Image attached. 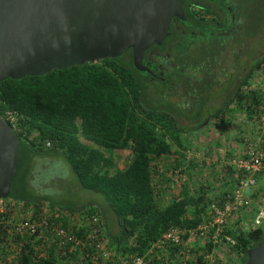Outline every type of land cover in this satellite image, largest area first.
Listing matches in <instances>:
<instances>
[{
  "label": "trees",
  "instance_id": "trees-1",
  "mask_svg": "<svg viewBox=\"0 0 264 264\" xmlns=\"http://www.w3.org/2000/svg\"><path fill=\"white\" fill-rule=\"evenodd\" d=\"M190 1L184 0L182 5L186 22H210L198 18L191 7L193 4L187 5ZM176 21L170 25L162 45H154L145 52L143 65L148 71L141 72L134 67L129 49L116 58L53 70L41 76L8 78L0 83V116L4 117L7 111L15 112L21 126L15 132L19 138L18 168L5 202L43 209L50 217L51 226L65 228L79 239L87 235L84 223L96 217L98 227L109 239L107 248L110 246L116 258L121 259L131 256L148 259L152 245L168 231L197 228L209 220L211 205L222 206L221 196L228 186L235 185L237 177L246 179L250 175L237 172L231 164L233 159L242 158L244 150L231 151L226 155L229 181L222 183L219 195L216 189L203 185L190 192L187 183H180L184 178L182 158L191 148L190 133L205 128L207 122L222 126L230 120L227 114L233 109L211 107L210 94L206 97L202 94L198 100L192 98L195 105L199 104L190 112L185 111L186 104L168 99L169 94L179 97V90L185 87L192 94L199 89L204 91L207 85L200 84L202 77H207L208 68L218 54L223 57L224 45L213 44L219 25L216 29L212 25H178L180 21ZM254 63L256 67L249 62L247 76L238 84L231 102L240 96V89L247 81L246 102L241 108L249 121L262 126L264 95L262 90L251 88V82L257 86L262 82L264 55ZM210 79L219 83L218 77L205 78ZM224 80L227 83L230 80L231 86L234 78ZM36 158L61 159L81 188L104 199L119 232L111 231L104 208L99 204L58 207L51 196L33 190L29 179ZM123 161L125 164L120 165ZM163 163L171 165L167 171L169 176L160 173L158 166ZM155 176L161 179L156 182ZM261 178L257 176L259 184L251 189L254 211L264 209V182L260 183L264 179ZM77 215L79 218L75 219ZM239 224L227 229L226 234L234 240V245L228 247V256L235 258L237 264H245L247 251L262 242L264 236L258 229L250 228L246 232ZM2 231L0 262L7 261L9 248L14 245L18 249L16 259L7 264H61L80 252L78 263L84 260L89 263L85 250H73L67 257L58 258L51 231L12 240ZM182 239L187 240V236L184 234ZM211 248H206L204 255L199 252L195 264H206L204 257ZM184 257L185 254H179L182 262ZM224 262L216 259L214 264ZM160 263L164 261L159 262L156 257L149 262Z\"/></svg>",
  "mask_w": 264,
  "mask_h": 264
},
{
  "label": "water",
  "instance_id": "water-1",
  "mask_svg": "<svg viewBox=\"0 0 264 264\" xmlns=\"http://www.w3.org/2000/svg\"><path fill=\"white\" fill-rule=\"evenodd\" d=\"M181 0H0V83L41 76L132 50L134 67L162 45ZM19 138L0 116V200L9 197L18 168ZM245 264H264V240Z\"/></svg>",
  "mask_w": 264,
  "mask_h": 264
},
{
  "label": "built area",
  "instance_id": "built-area-1",
  "mask_svg": "<svg viewBox=\"0 0 264 264\" xmlns=\"http://www.w3.org/2000/svg\"><path fill=\"white\" fill-rule=\"evenodd\" d=\"M2 118L14 132L21 130L15 112L7 111ZM46 146L49 147L50 143H47ZM231 164L237 172L248 173L250 176L246 179L237 177V183L223 192L221 196L222 206L211 205V216L204 225L184 231L172 229L165 233L152 245L148 252L150 254L148 259L138 256H131L128 259L116 258L114 253L107 248V239L104 232L98 227V218L96 217H91L90 221L84 223L88 229L87 235L84 239H79L65 228L51 226L50 217L43 209L40 212L32 205L0 200V229L3 230V234L9 240L24 239L25 237L36 236L38 232L51 231L58 258L67 257V254L73 250H85L84 255L88 258L89 264H149L153 257L158 258L159 262L163 260L164 264H169L170 261L172 262L169 256L171 253L176 257L182 253L186 257L190 255L191 260L195 261L199 252L204 255L205 249L209 246L212 247L211 251L205 255L204 259L208 260L210 264H214L216 259L224 260L225 255L226 257L229 255L228 247L234 245V240L226 234L227 229H233V225L239 221L242 215L247 216L248 213L252 212L250 221L243 222L244 231L247 232L250 228L258 229L262 231L264 236V209L252 210V200L244 195L246 188L257 183V176L264 177V148L254 146L245 148L242 158L233 159ZM76 218L79 216L77 215ZM184 234L187 236L185 241L182 239ZM196 241L200 242V248L193 245ZM12 247L17 249L14 245ZM175 248H177L176 251ZM199 249L201 250L199 251ZM221 249L225 253H222ZM9 250L12 252L11 247ZM0 255L2 257L1 252ZM8 262L10 263L9 259L6 262H0V264H7ZM187 262L184 261L180 264H188Z\"/></svg>",
  "mask_w": 264,
  "mask_h": 264
},
{
  "label": "rangeland",
  "instance_id": "rangeland-1",
  "mask_svg": "<svg viewBox=\"0 0 264 264\" xmlns=\"http://www.w3.org/2000/svg\"><path fill=\"white\" fill-rule=\"evenodd\" d=\"M254 8L258 11V13L262 12L263 20L262 25H250V29L252 31H255L256 29L260 31L259 38L264 39V0L262 3L256 4ZM261 80L262 82H259L260 85L258 86L251 82V88H258V90H262L261 92L264 95L263 73L261 74ZM231 87V92H233V85H231ZM179 94V97H173L170 94L167 95V97L172 102L178 101L179 103H182V98L184 97V88L179 90ZM232 95L233 93H227L225 99H229ZM220 96L224 100L222 93ZM187 100L188 102L184 103L187 105L185 107V111H193V107L195 105L193 100L195 99L187 98ZM243 103H238L236 108H231L234 111L232 110L227 114V118L230 116V120H226L222 126H215L213 123L207 122L205 123V128L195 130L190 133L191 135L189 136V143L191 148L187 151L186 156L182 158L184 178L180 180V183L184 182L188 184V190L190 192L195 191L199 186L203 185L206 186V188H211L212 190L216 189L217 194L219 195L220 190H222V183L224 181H229L227 175L228 160L226 155L231 151L238 153L239 151H243L245 148L251 146L264 148V116L262 115V117H260L262 126H259L257 122L252 123L242 111L241 106L243 107ZM216 105H219V103H216ZM253 119L256 118L254 117ZM191 127H193L192 124ZM83 142L89 144L86 141ZM119 163L120 165L125 164L124 161ZM120 165L117 167H121ZM170 166V163H163V165L158 166L161 175L164 174L165 176H169L167 171ZM160 177L161 176H155V181L158 182L159 179H161ZM190 178L192 179L191 181ZM183 179L185 181H183ZM262 179H264V177L261 178V180ZM29 182L32 189L38 194L51 196L54 204L58 207L77 208L79 206L88 205L91 203L99 204L104 208L106 219L108 220L109 226L111 227V231L113 233L119 232L115 217L108 209L104 199L98 194L81 188L68 166L61 159L36 158ZM263 182L264 180L260 182L261 185ZM258 184L256 183V185L251 186L250 189L246 188L244 195L250 197L251 189L255 188ZM231 186L232 184L228 186V189H230ZM251 213L252 212L248 213L247 216L242 215L240 217L239 221L237 222H240L239 227L243 225L244 221L248 222L250 220ZM237 223H235V225ZM106 239V242L109 244V239ZM193 245L200 248L199 241L194 242ZM108 249L110 252H113L110 246ZM200 250L201 249H199V251ZM11 251L12 252L9 253L7 258L10 260V262L16 259L18 249H15L11 246ZM221 251L222 253H225L223 249H221ZM186 258L188 264H195V261L191 260L190 255L187 257L185 255L183 259L185 260ZM234 259L235 258H231L228 255L226 257L225 255L224 261L226 262L224 263L237 264V260ZM181 262V259L178 256L176 257V255L173 256L172 262L170 261L171 264H179ZM206 264H210L209 261Z\"/></svg>",
  "mask_w": 264,
  "mask_h": 264
},
{
  "label": "flooded vegetation",
  "instance_id": "flooded-vegetation-1",
  "mask_svg": "<svg viewBox=\"0 0 264 264\" xmlns=\"http://www.w3.org/2000/svg\"><path fill=\"white\" fill-rule=\"evenodd\" d=\"M263 0H191L187 2V5L191 6L198 18H205L207 21L204 23H188L185 20L173 18L170 25L176 20L180 21L178 25H212L216 27L219 25L215 35L216 39L213 40V44L218 45L220 43L223 47V57H216L212 60V65L208 68L207 77L204 78L200 84L207 85L204 91H196V93H189L187 88H184V97L182 103H185V98L200 99V95L206 97L208 95V103L211 107L219 108H236L238 103H245L247 90L246 83L244 82L243 89H240V96L236 97L233 102V96L238 84L243 82V78L247 76L249 62L252 67H256L254 61L260 59L263 55V38H259V32L257 29L252 31L250 25H262L263 15L254 8L256 4L262 3ZM184 0H181V8ZM183 10V9H182ZM184 13V12H183ZM170 28V27H169ZM215 29V30H216ZM219 31V32H218ZM184 34L185 32L182 31ZM144 59V58H143ZM200 62V61H199ZM198 62V63H199ZM254 63V64H253ZM218 77L219 83H215V80H205V78ZM234 78L233 92H231L230 80L227 83L225 79ZM229 86V87H227ZM227 87V88H226ZM244 91V92H243ZM243 92V95H242ZM222 93L224 100L220 96ZM227 93H233L229 99H225ZM186 95V97H185ZM219 103V105H216ZM230 103V104H229ZM243 103V104H244ZM199 104V102L197 103ZM196 104V105H197ZM194 105V106H196ZM228 105V107H226ZM242 107V106H241Z\"/></svg>",
  "mask_w": 264,
  "mask_h": 264
},
{
  "label": "crops",
  "instance_id": "crops-1",
  "mask_svg": "<svg viewBox=\"0 0 264 264\" xmlns=\"http://www.w3.org/2000/svg\"><path fill=\"white\" fill-rule=\"evenodd\" d=\"M79 254L82 256L81 252L78 253V256H76V253H74L73 257L70 256L66 261H63L61 264H89L86 260H84L83 263H81V261L80 263H78L77 257H80Z\"/></svg>",
  "mask_w": 264,
  "mask_h": 264
}]
</instances>
